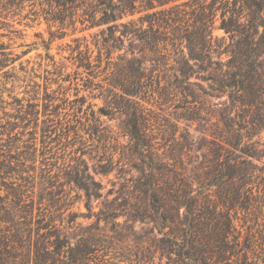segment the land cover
Listing matches in <instances>:
<instances>
[{"label":"rangeland","instance_id":"rangeland-1","mask_svg":"<svg viewBox=\"0 0 264 264\" xmlns=\"http://www.w3.org/2000/svg\"><path fill=\"white\" fill-rule=\"evenodd\" d=\"M174 4L177 6L170 9L169 15L181 13L190 23L195 16L192 11L198 5L193 0H175L148 12L167 9ZM31 9L27 0L0 17V41L15 53L26 51L13 65L0 71V94L6 102L5 111L13 122L12 127H0V165L6 167L5 172L0 171V207L10 213L13 219L10 227L23 237L19 251L26 253L29 246L32 255L34 240L39 234L46 236L50 232L52 236L49 241L56 243L57 239L64 245L61 247L63 251L67 244L79 249L87 248V258L78 264H174L173 256L159 248V240L166 228L153 220L160 210H155L149 204L148 195L143 192L145 175L153 172L156 178L171 181L172 171L183 167L189 175L199 166L194 173L199 176L198 181H205L203 172L211 166L207 162L211 156L202 138L211 129H220L224 135L236 136L240 145L252 151L254 157L248 159L255 163L253 182L247 184V189L252 191V196L261 197L258 203L260 210L255 216L258 217L257 227L262 231L264 23L261 22L252 31L254 53L243 67L245 69L250 63L255 76L253 82L257 91L253 105L238 100L242 97L240 91L233 103L226 93L211 91L213 82L208 77L215 76L217 72L211 70L216 65L208 62L202 63L207 67L205 70L193 66L188 87L196 98L188 96L184 99L173 87L171 68L178 52L167 43V49H162L163 59L156 74L161 85L166 81L171 84L167 87L166 96L160 98L154 93L144 100L138 99L140 105L137 108L132 104L122 107L123 102L115 107L107 103L110 98L105 101L104 96L92 97L82 90L76 93L72 85L59 94L57 84L43 78L46 69H53V61L63 63L65 71L72 73L74 66L68 58L70 49L67 45L71 44L73 38L85 35L92 47L89 34L97 29L73 32L70 27L59 28L45 22ZM219 23L217 13L210 31V55L213 62H221L220 67L224 72L230 58L228 51L233 49L238 35L225 33L218 27ZM183 24L179 28L181 32ZM164 30L171 34L169 28ZM213 51L222 53L216 57ZM116 53L113 60H116ZM149 63L146 65L149 66ZM191 63L194 61L191 60ZM68 83L66 81L62 85L69 86ZM45 86L47 92L57 98L53 104H60L58 111L50 115V118H56L54 124L47 122V116L41 113ZM80 96L85 98L82 106L77 101L73 102ZM65 98L67 100L64 102ZM28 101L38 103V107L34 106L39 110L37 123L34 116L27 122L20 119V104L23 109L30 110ZM185 111L191 112L192 120L178 118ZM134 112L138 115L140 134L145 143L143 149L135 147L128 132L131 128L129 123L135 117ZM219 115L227 118L216 124ZM0 116H3L1 112ZM6 119L8 117L3 116L0 124ZM222 182H210L207 190L211 193L210 200L220 203L228 199L231 204L238 205L241 200L238 196L240 180L233 173ZM86 183L90 187L88 192L81 186ZM198 186L195 182L196 190ZM183 210V207L180 208L179 213ZM230 213L234 217L242 215L238 209L230 210ZM239 223V219L234 218L236 227H239ZM30 231L31 244H28L25 240ZM257 237L260 238L253 252L240 251L243 253L240 262L264 264V233L263 236L256 234ZM43 241L46 239L43 238ZM53 246H49V249H53Z\"/></svg>","mask_w":264,"mask_h":264},{"label":"trees","instance_id":"trees-1","mask_svg":"<svg viewBox=\"0 0 264 264\" xmlns=\"http://www.w3.org/2000/svg\"><path fill=\"white\" fill-rule=\"evenodd\" d=\"M25 1L27 0H0V17L3 13L9 14L14 11ZM28 1L32 6V12L42 16L48 24L59 28L70 27L73 32L97 29L89 34L92 47L88 44L85 35L73 38L71 44L67 45L70 49L68 58L74 66L72 73L65 71L63 63H55V61L52 62V70H45L44 80L56 83L59 94H63L72 85L76 93L82 90L92 97L104 96L105 101L110 98L107 103L115 107L123 102L122 107L132 104L136 108L140 105L138 99L144 100L146 96H153L154 93L162 98L166 96L167 87L171 84L166 81V84L161 85V80L156 74L159 71L158 67L161 66L160 60L163 59L162 49L166 50V44L169 43L178 52L171 68L173 87L184 99L188 96L196 98L188 87L193 66L205 70L207 67L202 63L208 62L216 65L211 70L217 72L215 76L208 77L213 82L210 85L211 91L226 93L231 103L236 101V94L240 91L242 94L238 99L240 102H246L249 106L254 104L257 89H254L253 69L249 67L250 63L245 69L243 67L254 53L251 46L252 31L257 29L261 22L264 23V13H262L264 0H193L198 5L194 8L195 11H192L195 16L190 23L181 13L169 15L170 9L177 4L167 9L148 12L175 0ZM138 13L142 14L135 18L134 15ZM217 13L220 17L218 27L225 33L238 35L233 49L228 51L230 58L227 62V70L224 72L220 67L221 62H213L210 55V31ZM145 21L146 25H144ZM181 23H184L182 32L179 31ZM166 28L171 31L170 35L164 30ZM121 50L123 51L120 52ZM115 52H117L116 60H113ZM214 52L216 57L222 53L213 51V54ZM24 53L26 51L15 53L7 44L0 41V71L13 65ZM191 60L194 61L193 64ZM147 62H150L149 66L146 65ZM71 74L74 76L71 77ZM66 81L69 82V86L62 85ZM44 94L41 113L42 116H47V122L51 121V124H54L56 118L55 116L50 118V115L51 112L58 111L60 104H53L57 98L47 92V86ZM65 100L67 99L63 101ZM75 101L82 106L85 98L80 96L73 100ZM5 104L0 94V112L8 117L0 124L2 128L13 125L10 115L5 111ZM34 106L38 107V103L31 104L28 101L27 107L30 110H26L20 104L22 121H30L34 116L37 123L39 110ZM191 112L185 111L178 118L185 121L192 120ZM132 114L135 117L129 123L131 127L128 131L129 136L133 139L136 148L143 149L145 143L140 134L138 115L135 112ZM3 116H0V119ZM219 116L216 124L227 118ZM202 140L206 142L207 151L211 156L207 161L211 166L203 172L205 181H198L199 176L194 173L199 166L189 175L183 167L172 171L171 181L156 178L153 172H147L145 175L143 192L147 193L149 204L155 210H160V214L153 220L158 222L160 227L166 228L159 240V248L169 256H173L174 264H248L240 262L243 254L240 251L253 252L255 243L260 238H256V234L263 236L264 233V224H261L263 226L261 231L257 227L258 217L255 216L260 210L258 203L261 202V197L252 196V191L247 189V184L253 182L252 169L255 166L248 157L254 156L250 149L240 145L236 136L224 135L220 129L205 132ZM189 157L191 158L190 155ZM5 169V166L0 165V171L5 172ZM233 173L240 180L238 196L241 200L238 205L231 204L225 198L220 203L211 201V193L207 191L210 182L217 181L218 184H222V180ZM195 182L199 184L198 190L194 188ZM81 186L88 192L90 187L87 183ZM182 207L184 210L179 213ZM234 209L242 213L241 217H234L230 213V210ZM1 210L3 208L0 207V264H78L79 261L83 262L87 258V248L79 249L67 244L63 251L61 247L64 245L57 239L56 243L49 241L52 236L50 232L46 236L39 234L40 239L37 237L34 240L32 255L29 246L26 253L23 250L19 251L24 242L23 237L11 228L13 219L10 213ZM234 218L241 222L239 227L234 225ZM242 234L244 236H241ZM240 236L243 237L242 241ZM26 238L25 241L31 244V231ZM43 238L46 241H43ZM52 245H54L53 249H49ZM233 256L235 259H232Z\"/></svg>","mask_w":264,"mask_h":264}]
</instances>
